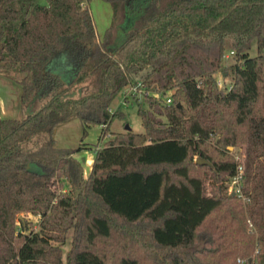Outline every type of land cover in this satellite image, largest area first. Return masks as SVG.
Listing matches in <instances>:
<instances>
[{
    "label": "trees",
    "instance_id": "trees-1",
    "mask_svg": "<svg viewBox=\"0 0 264 264\" xmlns=\"http://www.w3.org/2000/svg\"><path fill=\"white\" fill-rule=\"evenodd\" d=\"M104 1L100 36L91 0H0V76L25 112L0 119V264H264V0ZM139 84L144 132L111 133ZM73 118L80 145L61 146ZM96 124L110 137L85 177Z\"/></svg>",
    "mask_w": 264,
    "mask_h": 264
},
{
    "label": "rangeland",
    "instance_id": "rangeland-1",
    "mask_svg": "<svg viewBox=\"0 0 264 264\" xmlns=\"http://www.w3.org/2000/svg\"><path fill=\"white\" fill-rule=\"evenodd\" d=\"M91 11L93 14V18L97 25V29L99 35H103L105 30L109 28L112 24V16L113 12L111 7L108 3L104 0H91ZM125 17L121 18L118 21L117 25L120 26L121 32H127L130 27L131 23L129 21H125ZM124 23V24H123ZM117 29L115 28L113 31L112 42L117 34ZM251 57L257 55V43L254 42L251 51L249 52ZM228 62L232 60L233 55L231 52L227 53L226 56ZM227 62V63H228ZM219 80L223 82V76L221 73L218 74ZM230 81V80H229ZM93 84V82L91 83ZM224 85V82H223ZM20 86L16 82L12 80L0 79V119L2 118H22L25 116V112L21 108V91ZM140 95V94H139ZM141 96V97H140ZM139 98L143 100L142 95ZM110 110H112L113 114H115V118L111 123V133L116 132H124L126 130V126L129 125L131 130L135 133H143L144 127L142 124L141 117L139 116V108L136 104V101L133 95L130 98V101L125 100L124 93L122 92L119 96L115 99L114 103L112 104ZM60 125L57 130L58 136L60 137V145H64L66 147H75L80 145L84 134V125L80 122L78 118H73L67 123L64 127ZM102 125H92L87 129L86 136L83 140L84 143L88 144L91 148L84 149L78 154L79 159L85 161L89 157H95V150L98 145H103L106 139L110 137V134L105 139L102 138ZM57 137V131H56ZM231 151H236L233 147H230ZM235 152V153H236ZM83 157V159H82ZM198 158V157H197ZM196 158V160H197ZM87 168V167H86ZM87 170V169H86ZM90 170L85 172V177H88ZM68 190V187H67ZM227 191L230 192V184H228ZM30 221V229L34 231L40 230V217L33 216L32 214H25L24 215ZM73 235V229H69L66 234V244L63 245L62 249L64 252V256L68 253L71 247V240ZM256 260L258 259V250L255 252ZM248 259V258H246Z\"/></svg>",
    "mask_w": 264,
    "mask_h": 264
},
{
    "label": "built area",
    "instance_id": "built-area-1",
    "mask_svg": "<svg viewBox=\"0 0 264 264\" xmlns=\"http://www.w3.org/2000/svg\"><path fill=\"white\" fill-rule=\"evenodd\" d=\"M231 54H234V52H231ZM219 85L222 88H226V86L223 85L222 80H219ZM140 86H141V84H139V86H130V87H127L123 91L126 102L130 101V98H131L132 95H133L134 98L135 97L139 98V96L144 93V89H139ZM227 88L231 89V86H227ZM171 102H172V99L168 98L167 99V103H171ZM110 111H111V113H113L112 110H110ZM105 127L106 126H103L102 128H105ZM242 178H243V168L240 166L239 169H238L237 174L232 178V181L230 183V193L240 194V195L242 194ZM238 262L240 264H261L255 258L239 259Z\"/></svg>",
    "mask_w": 264,
    "mask_h": 264
},
{
    "label": "crops",
    "instance_id": "crops-1",
    "mask_svg": "<svg viewBox=\"0 0 264 264\" xmlns=\"http://www.w3.org/2000/svg\"><path fill=\"white\" fill-rule=\"evenodd\" d=\"M0 79H6V78H3V77H1L0 76ZM6 80H8V79H6ZM21 91V90H20ZM81 122V121H80ZM67 123H69V122H67ZM67 123H65V124H63L62 126L64 127ZM82 123V122H81ZM61 126V127H62ZM58 131L59 130H57V141H58V144L60 145V137L58 136ZM62 146V145H61ZM64 146V145H63ZM65 147V146H64ZM82 159H83V157H82ZM84 162V171L86 172L87 170H88V168H89V170H90V172H91V170H92V167H93V163H94V157H89L88 159H86L85 161H83ZM87 167V168H86ZM87 169V170H86ZM90 174V173H89ZM89 174H87V175H89Z\"/></svg>",
    "mask_w": 264,
    "mask_h": 264
},
{
    "label": "water",
    "instance_id": "water-1",
    "mask_svg": "<svg viewBox=\"0 0 264 264\" xmlns=\"http://www.w3.org/2000/svg\"><path fill=\"white\" fill-rule=\"evenodd\" d=\"M126 130H128V131L131 130L129 125L126 126ZM196 163L199 165H207V166H210L212 168L214 167L211 161L203 159L202 157H198L196 160Z\"/></svg>",
    "mask_w": 264,
    "mask_h": 264
}]
</instances>
